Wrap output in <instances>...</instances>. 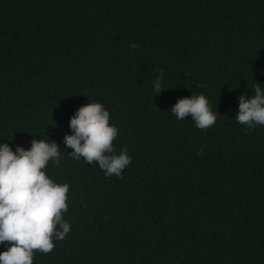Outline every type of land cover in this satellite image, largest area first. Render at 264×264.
Instances as JSON below:
<instances>
[{"label": "trees", "instance_id": "1", "mask_svg": "<svg viewBox=\"0 0 264 264\" xmlns=\"http://www.w3.org/2000/svg\"><path fill=\"white\" fill-rule=\"evenodd\" d=\"M256 83L264 0H0V144L54 140L45 172L69 185L70 231L33 264H264V126L235 120ZM193 93L212 127L171 112ZM91 102L131 157L121 177L64 143Z\"/></svg>", "mask_w": 264, "mask_h": 264}, {"label": "clouds", "instance_id": "2", "mask_svg": "<svg viewBox=\"0 0 264 264\" xmlns=\"http://www.w3.org/2000/svg\"><path fill=\"white\" fill-rule=\"evenodd\" d=\"M260 85L256 83L250 99L244 95L238 98L235 120L246 125L245 135L257 125L264 126V89ZM162 90L157 79L154 91L159 94ZM171 112L180 120L191 116L200 130L212 127L217 119L203 94L178 99ZM69 127L73 134H65L64 143L73 149L69 153L73 159L98 162L107 177H121L131 164L126 147L115 154L118 128L110 125V113L101 103L81 106ZM51 141L33 139L30 149L18 146L15 151L8 143L0 144V244L9 245L0 252V264H33L35 252H52L54 240H63L70 231L63 217L68 211L69 185L54 182L45 172L50 161L57 166L60 163V147Z\"/></svg>", "mask_w": 264, "mask_h": 264}]
</instances>
